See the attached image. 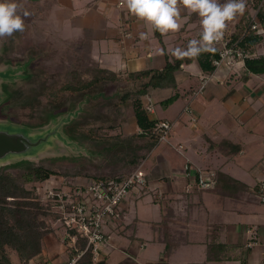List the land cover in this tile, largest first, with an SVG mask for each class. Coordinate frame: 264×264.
I'll return each mask as SVG.
<instances>
[{
  "label": "crops",
  "instance_id": "0c3cea01",
  "mask_svg": "<svg viewBox=\"0 0 264 264\" xmlns=\"http://www.w3.org/2000/svg\"><path fill=\"white\" fill-rule=\"evenodd\" d=\"M63 1L54 0L57 9L69 11L64 21L82 30L81 39L91 43L92 57L114 71L161 69L167 57H176L173 54L176 49H186L189 41L199 40L202 31L200 17L182 6L178 19L180 30L162 35V43L151 25L128 11L124 0ZM99 55L102 60L97 58ZM254 55H264V42ZM232 73L236 80L231 78L226 83ZM243 73L242 60L232 70L222 67L214 73L219 80L210 81L200 93L203 73L199 62L194 60L176 72L177 88H148L147 94L155 108L149 113L150 118L170 120L176 130L172 129L167 138L160 140L139 165L138 171L146 176L147 185L123 200L118 226L105 227L110 239L99 253L105 258L103 264H136L139 262L136 255L147 248L148 242L161 244L162 250L156 260L150 258L153 252H144L146 263L264 264V229H257L250 236L246 231L254 228L250 226L252 221L243 225L232 215L242 212L236 201L246 202L247 196L226 197L221 204L214 189H200L196 184L198 175L206 170H221L232 176V157L212 148L211 142L224 138L242 141L243 131L239 129L243 127V119L251 122L264 106V75L250 74L247 80H241ZM174 94L178 97L164 104ZM187 108L197 116L196 126ZM124 131L135 133L138 126L134 122L126 124ZM232 200H235L233 204ZM179 206L185 207V214L179 213ZM218 210L225 216L218 215ZM217 228L222 243V252L218 254L223 258L210 261L207 241ZM60 231L54 230L43 240L42 255L54 264H66L73 254L64 243L65 231ZM250 239L257 240V248L248 246ZM166 241L174 243L169 253L165 252Z\"/></svg>",
  "mask_w": 264,
  "mask_h": 264
},
{
  "label": "trees",
  "instance_id": "16d2710c",
  "mask_svg": "<svg viewBox=\"0 0 264 264\" xmlns=\"http://www.w3.org/2000/svg\"><path fill=\"white\" fill-rule=\"evenodd\" d=\"M15 2L20 6L21 13L27 11L35 20H41L43 15H48L52 6L50 0L44 2L15 0ZM258 17L259 29L253 30L249 24H238L232 34V42L249 54L243 60L244 73L241 75V80H247L250 74L264 75V55H254L256 49L264 42L263 8L259 10ZM155 36L163 43L159 31L155 30ZM25 37L26 32H21V41ZM83 43L90 53L91 63H88L89 60L85 56L76 57L64 80L55 84L48 85L41 80V76H37L42 74L43 70L39 72L35 69L32 74L29 73L30 66H35L38 60L35 55L29 57L24 63L27 71L23 77L31 81L32 88L9 89L5 84V98L0 106V113L8 114L12 120L27 124L29 127H37L75 109L79 103L85 101L83 111L64 126V131L71 139L86 145L98 158L106 162L111 160V164L116 163V170L108 174H98L89 170L95 168L94 158L84 156L45 158L40 162L23 160L1 167L0 264H14L11 251L18 254L22 264H28L42 253L43 239L53 231L45 220L48 215L47 207L38 198L35 188L29 189L26 187L27 184L46 181L53 175L59 176L62 181L81 177L94 180L129 177L161 140L160 134L154 131L158 120L150 118L146 107L149 98L148 88H177L176 72L183 64H190L194 60L199 62L203 74L211 76L216 71L215 60L219 58V49L214 46L211 50L202 51L192 58L167 57L166 64L161 69L114 71L92 57L89 41ZM9 46L5 48V52L11 51L12 47ZM6 56H3L4 61H13ZM233 75L235 74L232 73L226 79V83L231 78L234 79ZM177 97V94L173 95L164 104L171 103ZM132 122L138 126V131L135 133L123 131L126 124ZM211 147L233 158L243 150L244 143L224 138L218 142L212 141ZM55 160L62 162L53 167L44 163ZM104 166H107V163ZM13 168L17 171H12ZM213 173L216 185L212 189L220 193L223 198L241 199L247 194H252L253 189L245 182L221 170ZM166 232L168 233L167 230ZM218 234H211L209 238L211 241L207 242V260L217 261L223 258L220 257L221 254H213V250L209 247L213 240L218 239ZM166 244L165 252L169 253L174 249V243L166 241ZM221 246L222 244L219 243L215 250L220 251ZM85 247L86 239L80 237L77 248L83 250ZM99 255L89 249L79 258L77 264H103L105 258Z\"/></svg>",
  "mask_w": 264,
  "mask_h": 264
},
{
  "label": "rangeland",
  "instance_id": "374dc122",
  "mask_svg": "<svg viewBox=\"0 0 264 264\" xmlns=\"http://www.w3.org/2000/svg\"><path fill=\"white\" fill-rule=\"evenodd\" d=\"M28 1H36V0H28ZM39 1L44 2L45 0H39ZM64 1L63 3L66 2ZM219 2L224 3L226 1L219 0ZM49 3L52 5L51 10L48 15L45 16L43 15V18L41 20L33 19L32 17L33 15H30V13L28 16H23V12L21 13V10L18 9V14L22 16L25 27L28 26L29 28L24 29V31L26 32V37L25 39H23V41H21V32H15L10 37L0 38V46H2V51L0 52V67H4L6 64H11L13 66H20V67L24 66L26 60H28L29 57L35 55L38 57L37 58L38 60L35 66L34 65L30 66L29 73L32 74V72L35 69L39 72L43 70V73L38 74L37 76H41L40 77L41 80H43L46 84L51 85L64 80V78L67 75V71L69 67L73 64V61L76 59V57L85 56V58L89 60V62L87 61L89 64L91 63L90 61L92 60L89 51L87 50L86 46H84L83 43L84 40L81 39L82 38L81 35L83 33L82 30L73 27L72 23L67 24V22L64 21L63 17L65 15H68L69 13L68 9H63V10L57 9L58 6L55 4L54 0H50ZM255 11L256 10H250L248 9V7H245L244 13L242 15L239 14L240 18L243 17V20L241 21V25L247 23V21L251 18V16L255 14ZM57 12H61V13H57ZM256 17L257 16H255V18ZM184 19H185L184 17L181 19L182 23H184ZM256 19L258 20V18ZM9 45L12 47L11 51L9 52L7 50L5 52V48ZM7 53L9 54V56ZM4 55L5 56L7 55L6 58L13 59V61L12 62L4 61L3 60ZM97 58L101 60L103 59V57H101L100 55ZM114 59H116L115 56ZM18 61H20V63H18ZM26 71L27 69L24 67V71L18 73V76L15 77L14 79L12 80L8 79L2 81V91L5 92V88H4L5 84L8 86L9 89L17 88V87H24L25 89L32 88L30 86L31 81L23 77ZM214 76L215 77H212L210 81L217 82L219 79L216 78L217 75ZM1 104H3V102ZM154 111L155 108H153V112ZM0 119H6V120L18 122L16 120H12V117L10 115L8 114L4 115L3 113H0ZM242 122H244L241 125L243 127L240 128L239 131H243V135L241 137H242V142L244 143V148L240 152V154H238L235 158L234 157L232 158V176L250 184L252 186L253 192L252 194L246 195L247 196L246 198H248L246 202L236 201V204L238 205L237 207L242 212H236L235 214L232 215L234 216L233 218L237 219L242 224L244 223L243 225H246L247 222L252 221L253 225L251 224L250 226L254 228L253 229L250 228L249 229L250 231L249 230L246 231V234L251 236L252 234L255 233L257 229L260 228L264 229V204H262L260 201V193L264 182V106L259 111L257 116L254 117L253 120H251V122H249V120L247 122L246 118L243 119ZM172 129L170 133H172ZM173 130L175 131L176 129ZM238 134H240V132ZM163 140L164 139H162V141ZM70 156H74V155H64L61 157H70ZM80 156L94 158L93 162L95 168H89V170H93L98 174L100 173L108 174L110 172H115L114 170H116L117 167L116 163L111 164V160H107L106 162L102 160V158L100 157L98 158L96 154H94L93 152H91L90 156L79 155L74 157H80ZM61 157L58 156V157H49V158H61ZM42 160L44 159H41L37 162H40ZM61 162H62L61 160H55V161H45L44 163L46 165H51L53 167ZM106 163L107 166H104ZM108 165H110V167ZM12 171L16 172L17 170L13 168ZM208 172L212 173L211 171L206 170V173ZM58 179L60 180L61 178H59V176L53 175L50 179L46 181L30 183L27 184L26 187L29 189L35 188V192H37V189L38 190L40 189V196H43L46 187L59 185L60 182H58L59 181ZM218 197L221 200V204L227 199V198H223L220 193H218ZM234 201L235 200H232L230 202H232L233 204ZM43 204H46V202H44ZM162 206H165V203H162ZM217 209L218 208H216V210ZM177 210L179 211V213L181 212V214L186 213L185 207L179 206ZM46 211L48 212V215L45 217V220L52 227L53 231L54 230L60 231L61 229L65 231V235H63L62 237L65 241L64 243H66V238H65L66 230L63 224L59 220L55 219L54 214L49 212L48 209H46ZM217 214L218 215L221 214L225 216V213L223 211L221 212V210H218ZM217 231L218 228L215 229L213 232L217 233ZM210 241L211 240L208 239L207 242L210 243ZM219 243H221V241L218 238L217 240H213V243L209 246L211 250H213V254L222 252V251H218V249L217 251L215 250L218 247ZM147 245H148L147 248H142L139 255H136L137 261H139L140 263H146L144 252L145 253L153 252L154 256H150V258L154 260L159 259V254L162 250V245L158 243L157 245H154L151 242H148ZM257 247H258L257 245L254 246V248ZM42 254L43 253L40 254V257ZM11 258L14 264H22V261L16 252L11 251ZM31 262H34V260L30 261L29 263ZM108 263H109V259H108ZM152 264L155 263L153 262Z\"/></svg>",
  "mask_w": 264,
  "mask_h": 264
},
{
  "label": "built area",
  "instance_id": "2783aa9c",
  "mask_svg": "<svg viewBox=\"0 0 264 264\" xmlns=\"http://www.w3.org/2000/svg\"><path fill=\"white\" fill-rule=\"evenodd\" d=\"M120 4L123 5V2H120ZM245 7L256 11L244 25L249 24L253 30L259 29L258 12L264 7V0H245ZM242 20L243 17L240 18L237 14L231 22L227 23L222 39L212 45V47L215 46L219 49V58L215 60L216 70L222 67L231 70L239 60L243 61L249 56L232 42V34L237 25H241ZM213 76L214 74L211 76L202 74L200 76L201 85L198 92L204 91ZM146 107L149 113L153 112L154 105L150 98L146 102ZM188 111L192 116L193 124L196 126L197 116L192 109ZM172 127L173 123L170 120L161 119L157 121L154 131L160 134L162 140L169 136ZM58 182H60L59 185L44 187L43 196H40V189H37V194L41 202H46L44 205L49 212L57 217V220L63 224L66 230V246L73 253L66 264H77L79 258L89 249H92L96 254L104 251L103 248L110 239L105 227L108 225L118 226L122 219L123 200L136 191L143 190L147 185L146 176L138 169L129 177L123 179L94 180L81 177L68 181L60 179ZM196 184L200 189L214 188L216 185L214 173H202ZM261 193L260 201L264 204V182ZM71 231L73 232L71 233ZM80 237L86 239V247L83 250L77 248ZM257 243V240L250 239L247 244L249 247H253ZM32 260L34 262L29 264H54L43 255L41 257L39 255ZM136 264L152 263L136 262Z\"/></svg>",
  "mask_w": 264,
  "mask_h": 264
},
{
  "label": "clouds",
  "instance_id": "9594fccd",
  "mask_svg": "<svg viewBox=\"0 0 264 264\" xmlns=\"http://www.w3.org/2000/svg\"><path fill=\"white\" fill-rule=\"evenodd\" d=\"M124 3L133 16L162 35L180 30L181 6L200 17V39L189 41L186 49H176L173 54L177 59L196 57L202 51L211 50L214 42L222 39L227 23L245 11V0H226L224 3L219 0H124ZM19 7L15 0H0V38L24 31ZM28 15L27 11L23 12V16Z\"/></svg>",
  "mask_w": 264,
  "mask_h": 264
},
{
  "label": "water",
  "instance_id": "95a60500",
  "mask_svg": "<svg viewBox=\"0 0 264 264\" xmlns=\"http://www.w3.org/2000/svg\"><path fill=\"white\" fill-rule=\"evenodd\" d=\"M1 51L2 46H0ZM24 67L11 64L0 67V104L5 98L2 81L14 79L18 73L24 71ZM84 103L85 101L79 103L75 109L37 127L0 119V168L23 160L37 162L64 155L90 156L91 152L86 146L71 139L64 131V126L83 111Z\"/></svg>",
  "mask_w": 264,
  "mask_h": 264
}]
</instances>
